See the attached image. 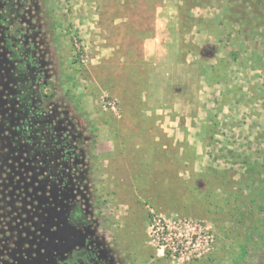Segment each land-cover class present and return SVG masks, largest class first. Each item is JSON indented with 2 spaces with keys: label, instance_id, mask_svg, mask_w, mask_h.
Here are the masks:
<instances>
[{
  "label": "rangeland",
  "instance_id": "1",
  "mask_svg": "<svg viewBox=\"0 0 264 264\" xmlns=\"http://www.w3.org/2000/svg\"><path fill=\"white\" fill-rule=\"evenodd\" d=\"M184 1L50 0L52 82L96 138L103 236L123 264H259L262 29L221 26L224 2L199 0L204 8L190 16L214 28L180 35ZM144 40H157L161 52L145 51ZM175 40L197 52L179 55ZM152 215L200 222L213 250L198 258L162 252Z\"/></svg>",
  "mask_w": 264,
  "mask_h": 264
},
{
  "label": "flooded vegetation",
  "instance_id": "2",
  "mask_svg": "<svg viewBox=\"0 0 264 264\" xmlns=\"http://www.w3.org/2000/svg\"><path fill=\"white\" fill-rule=\"evenodd\" d=\"M49 3L0 0V264H123L103 236L96 138L52 82Z\"/></svg>",
  "mask_w": 264,
  "mask_h": 264
},
{
  "label": "trees",
  "instance_id": "3",
  "mask_svg": "<svg viewBox=\"0 0 264 264\" xmlns=\"http://www.w3.org/2000/svg\"><path fill=\"white\" fill-rule=\"evenodd\" d=\"M216 4L224 2L223 15L221 17L220 25L224 24H237L241 31H245L246 34L257 32L262 29L259 35L261 36L262 44L264 45V0H215ZM204 3L199 0H185L184 4L178 8L179 15V33L183 35L192 29L191 26L200 29L197 24H203L205 28L213 29L214 25L211 21L204 20L203 18L190 16V12L194 8H204ZM251 40V36L247 38ZM180 53L179 55H186L189 53L197 52L196 47H192L191 43L184 44V40H180ZM207 50H201L200 55L208 57ZM234 60H237L236 58ZM216 69L214 66L212 68Z\"/></svg>",
  "mask_w": 264,
  "mask_h": 264
},
{
  "label": "built area",
  "instance_id": "4",
  "mask_svg": "<svg viewBox=\"0 0 264 264\" xmlns=\"http://www.w3.org/2000/svg\"><path fill=\"white\" fill-rule=\"evenodd\" d=\"M150 231L157 238L162 252L170 256L198 258L211 252L214 236L208 227L190 219H168L151 216ZM171 223V226H170Z\"/></svg>",
  "mask_w": 264,
  "mask_h": 264
},
{
  "label": "crops",
  "instance_id": "5",
  "mask_svg": "<svg viewBox=\"0 0 264 264\" xmlns=\"http://www.w3.org/2000/svg\"><path fill=\"white\" fill-rule=\"evenodd\" d=\"M154 41V42H153ZM156 41V42H155ZM176 43H180L179 40H175ZM143 48L145 51H150L149 53H155V51L157 53L161 52V51H158L159 48L157 47V40H144L143 43ZM158 45H160V42H158ZM180 53V52H179ZM176 56H178V50L176 49Z\"/></svg>",
  "mask_w": 264,
  "mask_h": 264
}]
</instances>
